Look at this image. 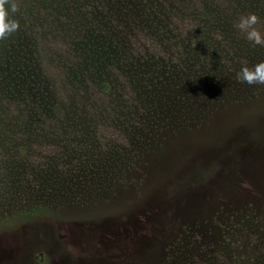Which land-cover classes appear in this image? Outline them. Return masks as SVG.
Returning a JSON list of instances; mask_svg holds the SVG:
<instances>
[{"label":"rangeland","instance_id":"374dc122","mask_svg":"<svg viewBox=\"0 0 264 264\" xmlns=\"http://www.w3.org/2000/svg\"><path fill=\"white\" fill-rule=\"evenodd\" d=\"M43 1L52 10L30 0L11 37L33 69H22L28 82L42 86L9 74L0 89L27 88L22 108L49 150L18 171L26 191L15 204L56 207L22 225L0 214V264H264V84L236 79L264 60V45L237 38V0ZM83 60L90 69L75 87ZM43 111L57 115L44 126ZM164 128L176 134L164 140ZM23 153L17 145L0 159Z\"/></svg>","mask_w":264,"mask_h":264},{"label":"trees","instance_id":"16d2710c","mask_svg":"<svg viewBox=\"0 0 264 264\" xmlns=\"http://www.w3.org/2000/svg\"><path fill=\"white\" fill-rule=\"evenodd\" d=\"M15 2H19L18 5H16ZM12 3L16 5V10L15 12L10 13V15H11V18L17 22L18 27L16 30H18L20 27H22V22L25 19L27 20L30 13L33 12L32 10L33 8H35L34 7L35 3H31L30 0H29V3H28V0H6L5 5H4L5 8L7 9L9 4H12ZM37 4H40V7L43 8L48 3L45 1L41 2V0H37ZM263 4H264V0H237V2L235 1V5L239 8V11L243 10V14L255 13L258 18H261L260 20L262 21H264V9L260 10L259 7ZM48 5H50V8ZM48 5L46 6V9L44 8L45 11L52 10L51 8L52 3H49ZM18 6H20L19 9L17 8ZM220 19L223 20L224 18L221 17ZM260 26H261L260 24L256 25V27H258L259 29H260ZM157 27H158V24H155L156 32L160 31ZM162 30L163 29H161V31ZM238 33L240 32L235 31L237 38H239ZM13 35L14 34L12 33L5 38H0V44H1L0 46L3 49L2 52L0 51V53L3 56V57H0V78L6 77L10 74L12 76H17L16 82H21V84H23L26 87L30 85L35 88H40L42 86L40 81L39 82L37 81L28 82V80H31L32 77L34 76L33 74L24 72L22 69L24 70L25 69L33 70V69L28 68L24 65L22 61L23 58L21 57L23 54L22 45L19 44L18 40L11 38ZM58 46L64 47L60 45ZM17 49H19V51H16ZM75 54L76 52H69L67 55L61 57V62L64 63L68 61L67 58L74 56ZM86 62H88V60H83V61H80L79 64L77 65L78 71H75L73 77H75V80L76 79H79V80L74 82L75 87L77 85H80L82 87L85 85V79H84L86 78L85 74H87L88 70L90 69V66L88 64L87 65L85 64ZM99 78H100V81H98L99 87L105 88L108 85L107 79L105 77H103L104 79H102V77H99ZM33 87H30V88L33 89ZM26 93H27V88L25 89L19 88L17 91H14L11 88V85H4V87L0 89V151H3V152L8 151V150L12 151L14 146L17 147L18 145L19 150L24 152L23 158L20 159L19 161H16V163L6 162L5 160H2L3 158L0 159V185L3 186V188L0 187V202H4V200H6V202L3 203V206L0 207V214L2 215H11L14 213L20 214L21 218H20L19 225L21 223L24 224V223H28L29 221L36 220L34 214L31 212L37 210L39 207H42V206L56 207V205H53V204H48V203L42 204L41 201L37 203H29L25 205L15 204L16 198H18V194H22L24 191H26L25 188L23 187L24 185L21 184L18 180V178L24 175H21L23 173L20 174L18 173V171L19 172L24 171V172L30 173L26 165L32 164L30 163L32 162L31 161L32 156L36 158L43 157L44 156L43 152L49 151L48 149L44 150L43 145L40 144L41 142L35 140L37 139L35 135L36 131H38L40 127L38 126V127L33 128L32 126L33 123L30 122L31 119L27 117L25 109L22 108L23 103L20 100V96H24ZM12 96H17V98L13 99ZM55 114L56 112L52 114L51 112L45 113V111H43L40 117L41 122L39 121L38 125H41V124L42 126L46 125V123L43 121L44 118H47V119L54 118L57 116ZM174 134H176V132H174L172 128H164L161 131V138L164 140H167L168 136L172 137ZM38 137H43V136H38ZM244 144L247 145V143H244ZM75 148L76 146L73 142V150L66 149L67 153L69 154V155L65 154V156H68L67 161H69L66 163H70L71 165H73L74 158L69 157V156H72V154H74ZM93 158L95 159V161H99L97 156ZM100 161H105V160L101 159ZM127 170H131V169H125V171ZM121 171H124V170H121ZM123 175L125 176V174ZM187 175H188L187 173H183L181 178L179 179L180 183L178 182L179 181L178 180L173 184L174 186H179L178 190H181V188L185 186V185L183 186V184L185 183V180H186L185 178H187L186 177ZM36 177L37 179L41 178L39 177L37 172H36ZM193 177L194 178L192 177L188 178L190 180H195L194 181L195 183H192V184L201 183L204 181L203 177L196 176V175L195 176L193 175ZM8 182L10 183L9 186L4 187L5 185H8ZM124 182H127V177L124 178L123 185H119L118 188L113 187L111 190L112 191L114 189L121 190L122 187L130 184V183L126 184ZM133 182H139V180H136V181L133 180ZM177 182H178V185H175ZM13 184H18V186L16 185L14 186ZM4 188H7V191L2 190ZM6 194L8 195V197H6L5 199L2 198V195L6 196ZM110 195L114 197L115 192L110 193ZM12 198L14 199V201L12 202L13 205L8 208L7 204L11 201ZM104 200H108V199H104ZM122 215H125V214L123 213Z\"/></svg>","mask_w":264,"mask_h":264},{"label":"clouds","instance_id":"9594fccd","mask_svg":"<svg viewBox=\"0 0 264 264\" xmlns=\"http://www.w3.org/2000/svg\"><path fill=\"white\" fill-rule=\"evenodd\" d=\"M6 0H0V38H5L15 32L18 25L11 18L10 13L15 12L16 5L9 4L5 8ZM258 17L255 13L241 14L235 20L234 27L243 35V37L256 45H264V32L256 27ZM236 79L248 84H264V60L259 61L252 66H242L236 73Z\"/></svg>","mask_w":264,"mask_h":264}]
</instances>
